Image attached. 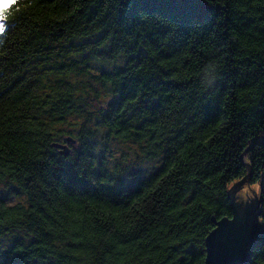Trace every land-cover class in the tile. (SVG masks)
I'll use <instances>...</instances> for the list:
<instances>
[{
  "label": "trees",
  "instance_id": "obj_1",
  "mask_svg": "<svg viewBox=\"0 0 264 264\" xmlns=\"http://www.w3.org/2000/svg\"><path fill=\"white\" fill-rule=\"evenodd\" d=\"M125 2L19 0L0 34V180L25 196L0 199L8 264H198L240 175L260 185L264 211V0H201L171 32ZM88 54L123 58L95 75L111 94L95 115L109 138L159 159L134 182L96 152L70 78ZM71 114L76 134L61 129ZM63 137L78 143L68 155L53 146Z\"/></svg>",
  "mask_w": 264,
  "mask_h": 264
},
{
  "label": "snow or ice",
  "instance_id": "obj_2",
  "mask_svg": "<svg viewBox=\"0 0 264 264\" xmlns=\"http://www.w3.org/2000/svg\"><path fill=\"white\" fill-rule=\"evenodd\" d=\"M207 3H211V0H207ZM0 4L3 6V10L0 11L2 34L6 31L12 10L14 8L19 10V0H0ZM203 6L201 0H126L123 5L133 20H142L145 25L162 24L170 32L186 23ZM221 176H224V173H221ZM107 179L112 177L109 176ZM244 179V175H240L238 179L232 180L228 187H238ZM250 187L255 189L258 185L252 184ZM6 195V192H0V199L6 198ZM234 213L228 217H221L225 222L220 224L218 229L211 228L209 230L211 234L204 237L207 248L196 253L197 256H203L198 264L210 262L215 264L213 257L219 253L224 254L225 264H251L252 249L256 245L249 243L248 240L257 232L260 234V246L264 247V211L245 207L234 209ZM0 264H8L3 255H0ZM260 264H264V260H261Z\"/></svg>",
  "mask_w": 264,
  "mask_h": 264
},
{
  "label": "rangeland",
  "instance_id": "obj_3",
  "mask_svg": "<svg viewBox=\"0 0 264 264\" xmlns=\"http://www.w3.org/2000/svg\"><path fill=\"white\" fill-rule=\"evenodd\" d=\"M81 58L80 54L75 56L69 55L66 59ZM80 69H87L84 73L73 72L70 78L80 83L83 95L88 96L90 104L86 108L93 113V118L89 124L90 129L94 131V139L96 140V152L99 156L105 158V165L108 169L119 173L126 181L134 182L139 177H145L152 172L159 163L157 157H150L148 153L139 144L131 140L119 138H109L106 128L98 124L95 110L99 107L100 101H106L111 96L110 89L102 82L97 80L95 75H99L102 71H111L123 63V58L106 59L102 55L88 54L81 59ZM86 81L87 84H83ZM82 83V84H81ZM83 85V87H82ZM98 100H97V99ZM69 123L61 129L72 131L76 134L81 118L78 114L68 116ZM65 137L62 138V142ZM78 146V143L70 144L71 149ZM0 192H6L5 201L8 204H16L25 201L24 195L11 194L8 191V181L0 180ZM13 235V234H12ZM12 236L7 234L0 237V249L5 248L11 242Z\"/></svg>",
  "mask_w": 264,
  "mask_h": 264
},
{
  "label": "water",
  "instance_id": "obj_4",
  "mask_svg": "<svg viewBox=\"0 0 264 264\" xmlns=\"http://www.w3.org/2000/svg\"><path fill=\"white\" fill-rule=\"evenodd\" d=\"M75 143H76V140L74 138L67 137L65 139V143L53 142V146L56 147L61 154L68 155L71 150L69 145L75 144ZM249 173H251V171H249ZM255 184L258 185L257 188L253 189L250 187V185H252V183H250V174H247L245 176V179L240 182V186L238 187L233 186L232 188H230L229 197L231 200L233 215L235 214L234 209H237V208L251 207L257 211H261V207H260L261 198L259 197L260 185L258 183H255ZM245 189H247V191H245ZM224 222L225 221L221 219L220 221L217 222V225L215 228L218 229L219 225L223 224ZM210 234L211 233H209L208 236ZM259 241H260V234L258 232L253 234L251 237H249V240H248L249 243H252L255 245H257ZM205 245L207 248V243H205ZM255 247L252 249L253 254H254ZM213 259L215 260V264H225V256L222 253L215 254ZM252 259H253V256H252ZM251 264H252V261H251Z\"/></svg>",
  "mask_w": 264,
  "mask_h": 264
},
{
  "label": "clouds",
  "instance_id": "obj_5",
  "mask_svg": "<svg viewBox=\"0 0 264 264\" xmlns=\"http://www.w3.org/2000/svg\"><path fill=\"white\" fill-rule=\"evenodd\" d=\"M3 10V6H2V4H0V11H2ZM245 191H247L246 189H245ZM241 195H243V194H241Z\"/></svg>",
  "mask_w": 264,
  "mask_h": 264
}]
</instances>
